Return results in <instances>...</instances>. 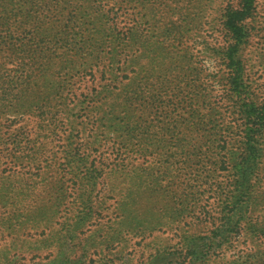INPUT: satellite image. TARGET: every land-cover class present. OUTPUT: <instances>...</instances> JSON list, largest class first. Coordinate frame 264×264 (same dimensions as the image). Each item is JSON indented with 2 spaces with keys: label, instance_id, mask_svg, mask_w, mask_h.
<instances>
[{
  "label": "rangeland",
  "instance_id": "obj_1",
  "mask_svg": "<svg viewBox=\"0 0 264 264\" xmlns=\"http://www.w3.org/2000/svg\"><path fill=\"white\" fill-rule=\"evenodd\" d=\"M253 1L230 62L241 0H0V264H264V126L235 208L227 160L264 108Z\"/></svg>",
  "mask_w": 264,
  "mask_h": 264
},
{
  "label": "trees",
  "instance_id": "obj_2",
  "mask_svg": "<svg viewBox=\"0 0 264 264\" xmlns=\"http://www.w3.org/2000/svg\"><path fill=\"white\" fill-rule=\"evenodd\" d=\"M254 3L253 0H241L238 7H232L227 10V12L223 15L222 25L223 29L226 33L231 37V43L229 44L228 55L224 56V58H229V61L232 62L234 60V55L236 54L238 44L242 41V36H244V30L242 26V19L249 11L250 6ZM237 55V54H236ZM235 55V56H236ZM228 56V57H227ZM238 60V59H237ZM242 69L241 65L234 66L229 71L228 76V85L231 91L236 95H241L244 92L243 86V78H242ZM243 102L239 105L240 115L246 123L245 129L246 131V139L244 140V146L242 152L238 158H234L232 154H229L227 160H233L234 165V173L233 178L231 180V197L229 199V203L232 204V207L238 206L242 200L247 199L248 194V184L247 179L249 177V173L252 171L255 161L257 158H261L259 155L257 148L260 143L259 133L262 131L261 129L264 126V108L256 99L253 97H243ZM225 163L226 161H222ZM235 192L234 195H232ZM226 215V223H217L214 226V230L217 232L216 234L219 238L223 236L224 228L229 226L234 217V212L231 209L225 211ZM216 236V235H215ZM194 245L190 247L192 249V255L194 259L201 258L206 253V244L204 242L193 243ZM201 248L204 253H200L199 249ZM193 258L189 259L192 262ZM201 259V261H203ZM182 263V262H181ZM187 263H189L187 261ZM185 264V263H182Z\"/></svg>",
  "mask_w": 264,
  "mask_h": 264
}]
</instances>
